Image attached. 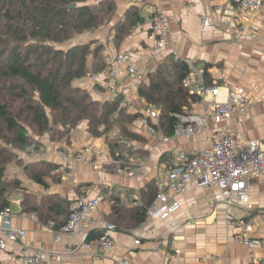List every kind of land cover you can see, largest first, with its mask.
<instances>
[{
  "label": "crops",
  "instance_id": "obj_1",
  "mask_svg": "<svg viewBox=\"0 0 264 264\" xmlns=\"http://www.w3.org/2000/svg\"><path fill=\"white\" fill-rule=\"evenodd\" d=\"M224 1L114 0L115 11L109 21L81 35H88L87 42L95 40L97 44H102L105 58L128 49L133 55L136 69L142 71L144 76L163 62L168 54L192 61L202 69L206 64L207 79L211 83L236 85L243 89L250 100L246 113L236 114L229 121L239 146L246 149L251 141H255L264 149V13L244 14L237 11L223 17L218 8ZM131 9L137 10L143 20L137 22L117 45L114 42L115 24L123 20ZM154 14L164 15L170 29L166 50L156 56L149 52L156 38L146 23V19ZM201 14L210 15L219 21L225 19L229 21L230 27L220 26L219 23L205 27L199 21ZM235 29H241V39L236 38ZM117 76L104 84L101 81L105 75L98 74V82L107 85L103 93L92 90L95 83L89 77L76 83L92 90L96 99H113L116 93L121 92L122 100L132 104L138 105L145 101L138 93L139 83L137 85L127 75L124 65L117 68ZM191 111L200 113V106L193 103ZM137 120L138 117L130 128L139 133L143 140L131 142L133 151H123L121 155L118 153V168H105L114 160L106 140L104 137H91L85 122H82L70 131L68 143L54 142L45 133L37 136L42 144L41 149L37 150L38 155L34 157L30 155L31 152H20L19 157L27 160V163L42 160L58 164L57 150L60 148L78 149L90 145L99 155L102 168L94 170L74 163L71 175H62L58 182L51 176L44 177L47 187L33 181L23 182L17 177L29 192L37 195L55 194L59 202H73L80 190L84 189L88 198L99 199L95 213L99 223H109L115 218L113 206H120L123 213L132 207L140 190L151 181L157 184L168 204L178 202V209L165 218L156 213L139 225H133L132 220L123 216L122 230L110 233L114 240L113 248L104 252L95 246L86 248L82 245L87 233L97 229V224L82 225L71 241L65 238L56 240V230L52 224L40 221L35 213L21 212L20 197L13 195L10 205L13 213L11 225L25 230L26 238L21 243H7L0 250V264H20L17 258L11 256L19 250V244L27 248H42L61 256L51 264H117L116 259L127 260L128 264H248L251 258L264 264L263 248L248 250L236 240L240 234L264 240V176L250 177L247 181L250 209L236 202L228 211L223 203L214 201L218 191L215 186L198 188L193 185L182 194L172 195L166 185L165 172L166 166L172 164L174 151L191 153L203 148L208 144L207 136L205 133L193 137L167 135L169 140L164 141L162 138L166 135L159 127L150 133L142 130V124ZM148 123L155 124L150 119ZM134 149L139 150L134 152ZM227 214L232 219L227 218ZM247 224L251 226L249 231L245 229ZM135 240H139V243L136 244Z\"/></svg>",
  "mask_w": 264,
  "mask_h": 264
},
{
  "label": "trees",
  "instance_id": "obj_2",
  "mask_svg": "<svg viewBox=\"0 0 264 264\" xmlns=\"http://www.w3.org/2000/svg\"><path fill=\"white\" fill-rule=\"evenodd\" d=\"M114 11V0H0V211L10 208L11 197L19 195L21 212L35 213L56 231L69 217L71 201L59 202L55 194L37 195L23 187L18 177H5L7 166L15 161L37 184L47 187L46 176L60 181L57 163H27L19 157L20 152L41 149L37 136L47 133L54 142L68 143L70 131L85 122L91 137L106 140L114 159L106 165L108 170L118 168V153L133 151L131 142H142V136L130 128L137 114L127 111L121 92L107 100L92 95V90L103 93L110 79L103 45L95 40L73 42L76 36L106 24ZM142 20L138 11L131 9L115 24L114 42L119 45ZM203 71L211 84L206 64ZM189 72L185 60L169 54L139 82L138 93L158 108L159 129L165 135L173 134L176 115L189 113L199 99L183 87ZM101 73L107 75L104 84L95 83L92 90L76 83ZM158 192L157 184L151 181L140 190L139 205L124 213L120 206H113L116 216L110 222L114 230H122L123 216L133 225L141 224ZM101 233L103 230H90L85 241Z\"/></svg>",
  "mask_w": 264,
  "mask_h": 264
},
{
  "label": "built area",
  "instance_id": "obj_3",
  "mask_svg": "<svg viewBox=\"0 0 264 264\" xmlns=\"http://www.w3.org/2000/svg\"><path fill=\"white\" fill-rule=\"evenodd\" d=\"M218 10L223 17L235 14L237 11L244 14L264 13V0H226ZM199 21L205 27H212L218 23L220 26L230 27L229 21L225 19L219 21L210 15H199ZM146 23L150 25L156 38L149 52L152 56H156L166 50L167 36L170 32L168 21L164 15L154 14L146 19ZM235 32L236 38L241 39L243 37L241 29H235ZM184 60L188 64L190 72L183 80V87L188 89L190 94L199 97L196 103L200 106L201 112L191 111L187 114L176 115L177 120L174 123L171 136L193 137L198 133H205L208 144L203 148L191 151V153L183 150L174 151L172 164L169 167L166 166V185L172 195L182 194L193 185L198 188L215 186L218 191L214 196V201L223 203L228 211L236 202L242 203L250 209L247 181L250 177L264 175V149L255 141H251L246 149L240 147L237 136L229 124L234 115L246 113L250 100L244 94L243 89L236 85L208 84L205 81L203 69L197 67L192 61ZM105 61L108 64V75H116L117 68L124 65L127 75L137 85L144 77V73L136 69L133 63V55L128 49L106 56ZM89 78L94 83L99 81L97 80L98 74L90 75ZM122 103L127 111L137 114V121L142 124V130L152 133L159 127V110L157 107L145 101L135 105L123 99ZM148 119L155 124L148 123ZM223 121L224 123H221ZM162 139L168 141L169 136H163ZM38 154L37 150L30 153L34 157ZM57 158L58 171L62 175H71L74 163H81L94 170L103 166L99 155L94 152L90 145H84L78 149L60 148L57 150ZM84 193V189H81L80 193L76 195L75 200L70 205L68 219L54 233L55 239L65 238L71 241L82 225H94L95 223L97 229L103 230V233L90 241L84 240L82 245L86 248L95 246L104 252L110 251L114 246V240L110 235L111 231L114 230V225L108 222L99 223L100 221L95 219L99 199L88 198ZM166 201L164 194L159 191L154 201L146 208L144 221H148L156 213L161 218H165L178 209V202L174 201L168 204ZM139 204L138 194L133 205ZM226 216L232 219L230 215L227 214ZM0 217V250L4 249L7 243L23 242L26 238V232L23 229L12 227L13 213L11 209L1 210ZM245 229L249 231L251 226L247 224ZM236 240L245 245L248 250L254 247L264 249L263 239L240 234L236 236ZM135 243L138 244L139 240H135ZM11 256L17 258L20 264H51L61 258L60 255L45 249L27 248L20 244L19 250ZM116 263L128 264L127 260L124 259H116ZM248 264H262V262L251 258Z\"/></svg>",
  "mask_w": 264,
  "mask_h": 264
},
{
  "label": "rangeland",
  "instance_id": "obj_4",
  "mask_svg": "<svg viewBox=\"0 0 264 264\" xmlns=\"http://www.w3.org/2000/svg\"><path fill=\"white\" fill-rule=\"evenodd\" d=\"M103 26V25H102ZM88 35L87 34H85V35H78V36H76L74 39H73V42H75V43H80V42H87L88 41ZM73 42H71V43H73ZM105 77H106V75H105ZM118 76H117V74L116 75H109V82H110V80L112 79V78H117ZM101 82H103V81H101ZM19 155V154H18ZM26 159H27V157H25ZM22 160V159H21ZM23 161L25 162V161H27V160H25V159H23ZM23 173V174H22ZM20 177L21 179H22V181L23 182H25V181H31L30 179H29V177H27L25 174H24V172H23V168H22V164H17L15 161H13V162H11L8 166H7V168H6V170H5V177L7 178V179H9V178H12V177ZM264 176V175H263ZM259 177H261V176H259ZM238 236V235H237Z\"/></svg>",
  "mask_w": 264,
  "mask_h": 264
},
{
  "label": "bare ground",
  "instance_id": "obj_5",
  "mask_svg": "<svg viewBox=\"0 0 264 264\" xmlns=\"http://www.w3.org/2000/svg\"><path fill=\"white\" fill-rule=\"evenodd\" d=\"M115 38V37H114ZM169 55V54H168ZM205 71V70H204ZM207 81V80H206Z\"/></svg>",
  "mask_w": 264,
  "mask_h": 264
},
{
  "label": "water",
  "instance_id": "obj_6",
  "mask_svg": "<svg viewBox=\"0 0 264 264\" xmlns=\"http://www.w3.org/2000/svg\"><path fill=\"white\" fill-rule=\"evenodd\" d=\"M72 6H74V5L72 4Z\"/></svg>",
  "mask_w": 264,
  "mask_h": 264
}]
</instances>
